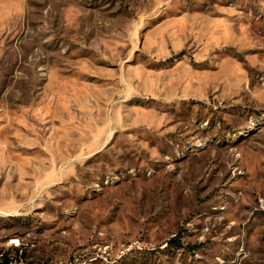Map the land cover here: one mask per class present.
Instances as JSON below:
<instances>
[{
  "label": "rangeland",
  "instance_id": "rangeland-1",
  "mask_svg": "<svg viewBox=\"0 0 264 264\" xmlns=\"http://www.w3.org/2000/svg\"><path fill=\"white\" fill-rule=\"evenodd\" d=\"M16 249L264 264V0H0V251Z\"/></svg>",
  "mask_w": 264,
  "mask_h": 264
},
{
  "label": "trees",
  "instance_id": "trees-1",
  "mask_svg": "<svg viewBox=\"0 0 264 264\" xmlns=\"http://www.w3.org/2000/svg\"><path fill=\"white\" fill-rule=\"evenodd\" d=\"M172 243H175L176 241H171ZM16 254L13 256L10 253L0 251V264H21L23 262V255H19L20 249H16Z\"/></svg>",
  "mask_w": 264,
  "mask_h": 264
}]
</instances>
